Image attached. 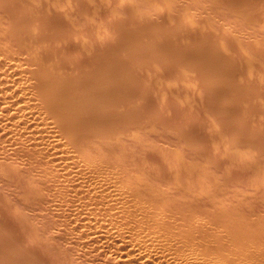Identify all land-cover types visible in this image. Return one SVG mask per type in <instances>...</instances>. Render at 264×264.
<instances>
[{
    "label": "bare ground",
    "instance_id": "obj_1",
    "mask_svg": "<svg viewBox=\"0 0 264 264\" xmlns=\"http://www.w3.org/2000/svg\"><path fill=\"white\" fill-rule=\"evenodd\" d=\"M100 1L0 0L1 170H24V172L27 170L61 171L58 168L59 166L54 163L51 165L50 163L52 159L56 163L57 160L62 159L65 163L71 160L77 169L83 166L82 170H86V173L92 174L91 176L98 174V177L100 176L99 174H104L105 172V177H103L106 178L105 181H103L104 179L97 181L99 179L95 177L97 182L93 181L95 178H91L89 175L92 181H82V179H85L83 173L84 178L82 177L80 180L71 179L69 181L66 175V178L62 177L64 178L62 179L63 181L67 179V183H71L72 188L70 190L73 191L72 195L70 192L68 193L65 187L67 183L64 182L65 186L63 185V188L67 190V194L71 196L70 198L66 197L67 194L63 193L65 190L60 191L63 188L60 189L59 186H62L63 183L61 185L58 184L57 179L59 173L60 175L62 174L61 172L57 171L58 175L55 176H47V172L45 175L42 173L47 177H44L46 178L44 181H39V178L35 179L33 190L35 194L34 192L33 194L37 197L38 202H43L44 206L42 210L45 209L44 212H46L45 203L47 206L48 204L51 205L48 206L49 208L55 206L58 209L57 211L62 209L63 205H66L68 207L66 209L73 216V218H69L71 226H73V220L70 219H74L75 216L77 217L75 220L79 221L78 223L84 222V220L81 222L75 211L79 213L80 210L86 207L88 216H92V219L90 218L88 219L89 221H85L86 223H82V226L86 230L84 232H82L83 229H81L82 231H77L78 234L81 232L80 236H78L81 241H79L77 236H73L77 241H74L72 244L83 242L82 240L84 239L83 244L87 245L90 243L93 247L97 246L93 248L94 250L96 248L99 249L98 245L100 244L99 247H108V249L112 247L114 250L109 249V251H117L119 257H121L120 254L127 252L126 256L122 255L123 258L127 257V261L129 258H132V263L137 262L140 264L144 261L145 263L143 264L151 262L152 264L153 262L156 264L157 262L168 264L169 260H174V263L179 261V264H250L257 258L263 257V188L248 190L245 186L247 190H242L244 186L240 187V183L232 189L233 185L228 183L234 179H232L233 176L232 178L230 177L231 174L227 173L223 177L224 180L221 179L223 184H218L220 180L216 178L218 183L213 182V178L209 172L213 169L209 171L197 170L198 168L196 170H180L182 167L180 163H183V160L187 157L185 153L182 156H180L181 154H177L174 157L173 154L166 153L162 148V151L165 152L164 155L168 154L169 156L166 159L159 152L161 151V149L158 150L159 145L157 149H154L155 145L161 142L168 143L165 145L171 144L172 141L176 140L175 136H171V139L172 137L173 139L172 141L168 139V142H166V138V141L164 140V135H162L163 138L161 137L164 141H158L157 143L158 139H155L152 144H156L154 147L152 145V149L158 151H156L157 156H153V154L155 155V151L154 153L149 151L151 147L149 141L153 136H146L148 137V141H145L146 137L144 135L154 128L156 130L161 128L163 129L162 131L165 129L171 133L170 135H172V130L176 131V134L180 137V139L177 138V135L176 142L182 139V144L174 142L175 146L177 144L182 146H180V149L183 148L179 149L180 152L185 151V149H193L192 152L190 151L191 154L194 151L195 154L196 151L197 154L198 152L199 154L207 152L206 154H209V158L213 160L212 164L215 163L214 161H218L216 163L219 165V160H215V155L212 154L213 147L212 151H210L211 147L209 146L211 145L208 146L209 149L202 142L203 137L210 135L208 131L209 135L207 136L204 130L207 127L211 132L214 131L211 135L215 142L219 140L216 138L217 133H215V130H211L212 127L210 125L212 123L210 119L202 113L204 109L202 108V110L201 107L198 109L197 107L199 112L190 111V106L180 101V99L184 101V98L192 94V90L189 92V84H196V90L200 89L202 91L203 95H201L200 91L201 98L204 96L202 103L203 99H205L204 105L206 104L207 108L204 105L203 107L208 111L207 113L210 112L212 114H208V116L213 117L214 122H219V126L224 125L226 127V130L223 131L224 133L228 131V134L234 135L232 141L237 144H244V142L246 144L249 142L255 144L258 142L264 145V121H258L260 112L255 114L256 109L254 110L255 113L251 111L252 107H254L253 100L257 96L259 98V95L264 92V67L262 68L264 64L263 62V65L256 62L250 66L252 72L249 73L250 70L247 69L249 64H245L244 62L249 57L248 55L255 60L264 61V36L262 34L263 39H259L261 37H258L259 27L264 26V0H200L202 3L204 2L200 5L194 3L197 0H192L188 4L184 0V2L172 0L177 3L174 5L176 7L173 6L176 9L171 19L163 16L164 11H161L162 14L159 12V7L167 6L168 0H140L145 11L141 12L139 6L137 10H133L135 13L133 15L137 14V18L129 16L131 11L129 13L126 12L129 17L126 16L124 11H127V9L124 8V5L126 7L129 3L126 0L127 3H123L122 8L126 9H123V14L125 13V17H128L129 20L122 19V21L128 20L130 22L127 21L128 23H126L125 21V23H120V19L124 18V15L121 13L123 16L121 17L120 15L117 25L116 19L114 20L113 16L111 18L112 14H108L111 13L109 12L110 8L104 7L100 4ZM138 1L136 0L135 4ZM143 1L148 2L154 7L151 10L152 12L149 11L151 8H145ZM117 2L113 3H116L118 6L119 0ZM128 6H131L130 3ZM98 7L103 8L100 12L97 11L98 14H96L94 9ZM117 9H120V7H117ZM172 10L171 12H173ZM192 10H198V12H192ZM205 10L209 11H206V13L210 14L211 12L214 15H216L214 10H217L218 13L219 10H222L220 12L222 14L225 13L224 16L222 15L225 19L222 18L220 20L221 18H218L224 24H218L220 26H218L219 30H216L217 32L205 31L201 26L199 27V24L203 20L205 21L204 18L207 17L203 13ZM137 11L139 12L136 13ZM115 18H117L116 15ZM110 19L116 22V26H113L114 24ZM209 19L208 17V22L206 23H209ZM96 20L100 22L99 26L95 25ZM214 20L216 22L217 20L213 19L215 25L218 22L215 23ZM212 27L211 29L214 30L215 26ZM206 29L208 30V27ZM114 32L116 37H114ZM174 85L179 86L176 92L177 99L172 96V90L175 92L176 89L172 88ZM260 89H263V92L259 93ZM261 96L264 97V95ZM261 96L260 98H262ZM194 98L197 99L198 97L196 98L195 96ZM257 98L256 100H258ZM259 103L257 102L255 105H259ZM243 109L247 112L251 111L252 115H258L257 119H255L258 121L257 124L259 126L257 124L254 127L250 126L251 117H253L250 113H246L247 115L243 116L244 119L241 118L240 111H243ZM245 110L243 112H246ZM188 112H194L192 115L196 119H191V114ZM197 113H200V115L198 116ZM194 114L198 117L204 116L207 119L206 121L203 118L205 122L210 121L207 125L203 123L206 128H203L202 122L204 120L202 118L197 120L198 117ZM194 119L197 122H194ZM255 119H253V122H256ZM199 122H201L200 127L203 126L202 129L204 130L201 132V129H199L200 134H206L203 137L201 135L200 138L198 128L194 125ZM194 126L196 127L193 128ZM194 129L199 134V136L197 135L198 141L195 135L197 133H195ZM162 131L160 130L159 132L162 134ZM155 134L159 137L161 136L158 132ZM155 134L153 135L155 136ZM140 135L145 137L143 138L144 143H149V145L143 144L144 147L148 146L149 148L144 153L141 151V149L143 150L141 148L142 145L140 144V147L138 143ZM208 138L204 139L207 140V143ZM227 140L222 145L228 144L229 141L227 142ZM219 143L220 140L218 141V145ZM246 144L245 147L247 146ZM160 145L162 147L163 144ZM169 147L172 148L174 146L172 144ZM229 147L233 148V146ZM250 147L252 148V146ZM136 148L137 151H141L143 154L148 151V157H145V155L142 157L143 154H139L138 152V156L135 155L136 153L133 151L136 150L133 149ZM174 148L178 150V147ZM185 152L189 153L188 150ZM206 154L204 156H207ZM158 155L163 156V158L165 157L164 161ZM196 155V158L193 154L191 155V157H194V159L192 158L193 161L197 158L200 159ZM149 156L150 160L154 159L155 162L156 160H160L161 164L159 161L158 166H156L157 162L156 164L153 163L154 161L150 163L147 160ZM191 157H189V161H191ZM219 157L216 155V159ZM145 158L150 163L147 164L150 165L149 167H151V164L156 167L161 165L165 170H162L161 167L160 170L159 168L158 170H151L152 167H148L150 170H146V166L143 167L139 164L143 163ZM204 159H207V157ZM169 160L175 162V166L179 165L180 169L175 170L174 168L168 170L167 168L166 170L167 163L171 168L173 167L172 164L174 165ZM220 160L225 162L227 159L220 158ZM166 161L168 162L164 164ZM195 161L193 162L195 164L190 163L197 166L199 160ZM146 163H143V165H146ZM63 165L62 163L60 167ZM74 167L66 164V168L64 167L62 170H70V174H72L71 170L76 169ZM142 167L145 170H142ZM170 167L169 169H171ZM239 170L241 171L242 169L240 168ZM239 170L236 171V174L233 170L234 176L240 173ZM220 171H223V169H220ZM220 171L218 172L220 173ZM78 172L77 174H79ZM212 172H216V170ZM243 172L241 175L239 174L240 176L238 175L240 178L244 177L245 173ZM9 173L12 174V171ZM31 173L33 175L36 171ZM246 173L249 172L246 170ZM36 174L40 177L38 173ZM14 175L10 177L14 178ZM27 175L29 174L26 173ZM10 177L7 178L10 180ZM218 177L220 176L218 175ZM237 177H234L236 181ZM73 178L76 177L73 175ZM243 179L238 181L241 182ZM76 180L81 182L79 183ZM0 181L4 183L5 179H0ZM21 182L23 184V180ZM43 182L45 185L42 184ZM247 183L250 185V182L247 181ZM226 184L231 187L226 186V188ZM236 186H239L241 190L237 189L238 187L236 188ZM11 189L13 188L10 187ZM16 190H18V187ZM45 190L48 191V194ZM18 192L15 194L16 196ZM16 199L14 200L15 202H17ZM11 201L13 202L12 199ZM30 202L32 201L30 200ZM31 206L29 210L32 213L36 209L33 208L34 210H31ZM34 206L35 204H33ZM20 207L27 210L26 212L29 214L27 207L26 209L23 206ZM36 207L39 208L37 205ZM52 209L56 211L54 207ZM1 211L4 212V209ZM26 212L23 214L27 215ZM81 213H79V216ZM62 214H65V212ZM5 215L0 212V264L44 263L41 262L44 259L43 256V259L41 257L43 253L39 255L37 249L27 246V238L25 239L24 236H20L21 233L16 232L19 235H15V230L10 224L11 222L9 223L7 220L10 216L12 217V214L7 219L4 217H7L8 214ZM81 215L83 218V213ZM42 216L44 218V215ZM46 216L45 220H47ZM43 218L42 220H44ZM56 218H52L51 221ZM65 219L63 220L68 225V221ZM10 220L12 221V218ZM58 220L60 221V219H57L53 222L57 224L56 221ZM63 220L61 221L64 222ZM51 221L50 227H52ZM76 221H74V225H76ZM41 223L43 224L44 222L42 221ZM47 223L43 225L42 229ZM61 224L63 225V223ZM62 225L59 227H62ZM55 227L58 226L56 225ZM66 227L65 230L67 229ZM38 228L41 227L37 226ZM54 228L53 230H55ZM51 229L47 231L40 229L41 231L39 232L47 233L48 231L51 232ZM76 229L78 228L75 227L74 230ZM50 232L47 234H50ZM57 233H60L61 236V232ZM4 234L7 235L5 236ZM39 236L36 235L35 238H40ZM65 236L64 238H69L67 237L68 235ZM72 238L71 240L73 241L74 238ZM31 239L28 240L31 241ZM51 240L53 241V238L49 242ZM70 241L69 243L71 244L72 241ZM72 244L71 246H73ZM51 245L54 244L51 243ZM80 245L81 243L78 246L80 247ZM3 247L7 252L3 251ZM79 247L77 248V252H79ZM45 248H47V245ZM49 248L52 250V246H48ZM65 249L63 247L64 252H66ZM74 249L76 248L73 247ZM90 249L92 250V247ZM63 250L61 248V252ZM73 250L70 249V252L72 251L71 253H73ZM102 250H97L99 253H96V256L97 254L100 255ZM77 252L74 250L76 255ZM92 252L93 250L90 253ZM66 253H68V250ZM84 253L83 255L87 251ZM103 254L100 258L106 256L105 253ZM43 255H47V253ZM62 255L65 256L64 253ZM62 255L58 254L53 257L64 259ZM76 255L74 254V256ZM116 256L115 260L117 259L116 261H118L119 258ZM69 257L68 255L65 257V263L67 264L71 260V257L70 259ZM92 257L91 255V259ZM110 257L107 259L110 260ZM48 259L52 260V257ZM97 259L99 260V257ZM97 259L93 261L98 262ZM120 259L119 261L121 262ZM44 260L52 264L50 260ZM73 260L69 264H77L78 261H80L78 264L87 263V261L83 262L84 260L82 261V259L77 262ZM85 260H87L86 257ZM123 260L126 261L125 258ZM102 261L105 264V261ZM122 264L127 263L122 262Z\"/></svg>",
    "mask_w": 264,
    "mask_h": 264
},
{
    "label": "rangeland",
    "instance_id": "obj_2",
    "mask_svg": "<svg viewBox=\"0 0 264 264\" xmlns=\"http://www.w3.org/2000/svg\"><path fill=\"white\" fill-rule=\"evenodd\" d=\"M171 1H172V0H168V1H167V6L159 7V8H160L159 12L161 13V11H164V15H163V16H166V17L169 18V19L172 18L173 13L175 12L174 10L176 9V8L174 9V7H176V6H174V5H176V3H177V2L175 3V1H172V2H171ZM178 1H179V0H178ZM181 1H183V0H180L179 2H181ZM184 1H187V4H188V3H190V1H192V0H184ZM184 1H183V2H184ZM197 1H198L199 3H198ZM197 1H196V2L194 1V3H197L196 5H200V4H203V3H204V2H203V3L201 2V1H204V0H201V1H200V0H197ZM100 2H101L100 4H102L104 7L110 8V9H109V12H111V13H108V14H109V15L112 14V15H111V18H112V16H113L114 20L116 19V20H115L116 22H117V20L120 18V15H121V17L124 15V16H123L124 18H121V19H120V23L123 22L122 19H128V20H129V18H128L129 16H130L131 18H132V17H133V18H137L138 15H137V14H136V15H133V14H135V13L133 12V10H137V7H138V6L140 7V8H139V7H138V8L141 10V12H142V11H145V10L143 9L144 7H142V2H141L140 0L137 2V4H135V3H136V0H134V2H133V0H127V2H129L131 6H128V5H129V3H128L126 7H125V5L123 4V3H125V4L127 3L126 0H124V1H123V0H119V5H118V6L116 5V3H115V4L113 3V2H117V0H113V1H112V0H111V1H110V0H101ZM111 2H112V3H111ZM173 2H174L175 4H174ZM200 2H201V3H200ZM133 3H134V4H133ZM171 3H173V4H171ZM185 3H186V2H185ZM117 4H118V2H117ZM143 4H144V6H145L146 9H147V8H149V9L151 8L150 10L148 9L149 11H151L152 8H154L151 4H149V3L146 2V1H143ZM122 5H124V8H126L127 11H124V10H126V9L122 8V7H123ZM185 5H186V4H185ZM173 6H174V7H173ZM187 6H188V5H187ZM113 7H114V8H113ZM117 7H120V9H117ZM127 7H128V8H127ZM172 7H173V8H172ZM199 7H200V6H199ZM102 8H103V7H102ZM102 8H101V7L95 8V9H94V12H95L96 14H98V12H100ZM197 8H198V7H197ZM121 9H122V11L120 12ZM123 9H124V10H123ZM142 9H143V10H142ZM172 9H173V10H172ZM140 10H139V11H140ZM166 10H167V12H166ZM171 10H172L173 12H171ZM199 10L202 12L201 9H199ZM97 11H98V12H97ZM106 11H108V10H106ZM123 11H124L125 13H126V12L129 13V12L131 11V12H133V13L131 14V12H130V13H129V16H128V13H126V16H128V17H125V13L123 14ZM139 11H137L136 13H138ZM146 11H147V10H146ZM196 11L198 12V10H194V11L192 10V12H196ZM206 11H208V10H205V12H203V13H205L204 15L207 16V17L204 18L205 21L203 20V22H201V23L199 24V27L201 26L202 29L205 30V31L217 32L216 30H219L218 26H220V25H218V24H219V23H222V21L220 22L219 19L221 18L220 20H222V18H224V17H222V15L224 16L225 13L222 14V12H220V11H222V10H219V13L217 12V10H214V11L216 12V13H215V12L213 11V12L216 14V15H214V14H212L211 12H210V14H209V13H206ZM118 12H119V13H118ZM151 12H152V11H151ZM208 12H209V11H208ZM121 13H122L123 15H122ZM130 14H131L132 16H131ZM161 14H162V13H161ZM218 14H219V15H218ZM115 15H116L117 18H115ZM204 15H203V16H204ZM208 15H209V16H208ZM211 15H213V16H211ZM136 16H137V17H136ZM214 16H215V18H213ZM208 17H209L210 19L212 18V19H211V20H212V23H211L210 19H209V23H206V22H208V20H207ZM219 17H220V18H219ZM109 18H110V17H109ZM131 18H130V19H131ZM218 18H219V19H218ZM213 19H216L218 23L214 20L215 23H217V24L214 25V23H213ZM224 19H225V18H224ZM128 20H127V21H128ZM110 21H112V20L110 19ZM115 21H112L113 24H114L113 26H116V25L118 24V22L116 23ZM118 21H119V20H118ZM125 21H126V20H124L123 23H125ZM127 21H126V23L130 22V21H128V22H127ZM96 22H97V23H96ZM96 22H95V25H96V26H99V23H100V22L97 21V20H96ZM204 22H205V23H204ZM115 23H116V25H115ZM211 24H212V26H215V27H216V28L214 27V30L211 29V27H212ZM222 24H224V22H223ZM208 25H209V26H208ZM216 25H217V26H216ZM206 26L208 27V30L206 29V28H207ZM210 26H211V27H210ZM205 27H206V28H205ZM209 27H210V28H209ZM212 28H213V27H212ZM217 28H218V29H217ZM113 30H114V29H113ZM113 30H112V33H113ZM262 30H263V31H262ZM114 31H115V30H114ZM262 32H263V33H262ZM112 33H111V34H112ZM262 34H263V36H264V26H263V27H259V34H258L259 36H258V37H261V38H259V39H263V38H262V37H263ZM114 37H116L115 32H114ZM252 39H253V38H252ZM254 39H255V38H254ZM255 40H256V39H255ZM263 40H264V39H263ZM243 48H244V47H243ZM248 56H249V57H248ZM248 56H247L248 58H246L244 62H245V64H247V63L249 64V65L247 66V69L250 70L249 73L252 72V70H251V68H250L251 65H254L256 62H257L258 64H261V65L264 64V61H263V60H255V59H253L250 55H248ZM251 60H252V62H251ZM259 61H260L261 63H260ZM262 62H263V64H262ZM261 65H260V66H261ZM263 67H264V65L262 66V68H263ZM172 88H176V89H175V92L172 90ZM172 88H171V90H172V96H174V98L177 99V94H176V92H177V90L179 89V86L174 85V86H172ZM191 88H192V89H191ZM198 88H199V87H198ZM189 89H190L189 92H191V90H192V94L189 95L191 99H190L189 96H188L187 98H184V101H185L186 103H185L182 99H180V101H182L183 104H186V105L190 106V111L192 110V111H195V112H199L198 109H200V107H201V109H202V108L204 109V111H203L202 113L204 114L205 117H207L208 119H210V121H211V123H212V124L210 123V124H211L210 126L212 127V129H211V127H210V129H211L212 131L215 130V133H217V134H216L217 137H216V136H215V137L218 138V139L220 140L221 145H222L223 142H226L227 139H228L227 142H228V141H229V142L231 141V143L228 142V144H227V143H226L225 145L223 144V145H222V148H221L220 143H219V145H218V141H219V140H216V142H215V140L213 139V136L211 135L214 131L211 132V131L209 130L208 127H207V129H204V130L206 131L207 136L209 135L207 132H208V131L210 132V135L208 136L209 138H208V137H203V136H206V134H205V133H204V135H203V133L200 134L202 131H204V130L202 129L203 126L200 127V125H201L200 123H201L202 120H204V119L207 121V119H206L204 116H203V117H202V116L198 117V116L200 115V113H197L198 116H197L196 114H194V115H196V117H198L197 120H198V119L200 120V118H202L201 122L194 124V125H196L197 128H198V132H199V129H201V132H199L200 136H199L198 132H196L195 129H194L195 133H197V134H195V135H196V136L198 135L199 138L201 137V135H202V137H203L204 139H205V138H208V143H207V140H204L203 138H201V139H203V141H202V142H203V145H205L207 148L211 147V149L209 148L210 151H212V147H213L214 150L212 151V154L215 155V160H219V163H220L219 165H220V167H218V166H219V165L217 164L218 161H214L215 163L217 162L216 164L213 162V163L215 164V166H214V164H212V161H213V160H212L211 158H209V154H206L207 152H206V153H205V152H201L200 154H199V152H198V154H197V151H196V154H197V155L194 153L195 151H194L192 154H193L194 157H195V155L198 156V157H200L201 160L198 159V158L195 159L196 161L199 160V164L197 163V166H196V165H193V164H195V163H193L195 160H194V161L192 160V158L194 159V157H193V156L191 157V155H192L191 152H192L193 149H191V150H189V149H185V151L188 150L189 153H190L191 155H190L189 153L187 154L184 150H183V152H180L179 149H180V146H181V145H178V144H182V142H181L182 139L179 140V139H180L179 135L176 134V131H173V130H172V135H170L171 133H169V132H168L167 130H165V129H164V131H162L163 129H161V128H158V130H156V129L154 128L153 130H150L149 132H147L148 134L144 135L145 137L148 136V135H149V136L152 135V136H153V137L151 136L152 139L154 138V140H152V139L150 138L152 141L149 139V140H150L149 143H151V144H150L151 147H150V150H149V151H150V152L152 151V153H154L155 150H153L152 148L154 147V145H155L156 143H154V144H152V143H153V141H155V139H156V140L158 139V140L156 141L157 143H158V141H160V142H161V141H164V140L166 141V139H167L166 142H168V139H171V136H173V137L175 136L174 138H175L176 140H177V138H179V139H178L179 141H177V142H176V140L174 139V140H175L174 142H175V143H178V144H177L178 146H177V145L175 146L174 142L172 141V139H173V137H172V139H171L172 142L169 140V141L171 142V144H169V145H165V144H168V143H165V142L163 143V142H161V143L156 144L155 147H154V149H157V147H158V145H159L158 150L161 149V151H159V152H161V154H162L163 156H165L166 159H167L168 154L164 155L165 152H166V153L173 154L174 157H175V155H177V154H178V155L181 154L180 156H182L183 153H185V154L187 155L186 159L183 160V163H180V164H181L180 166H182L181 169L179 168V167H180L179 165L175 166V162H171L172 160H171V161L169 160V161L171 162V164L174 163V165L172 164L173 167L171 168V167L168 165V163H167L168 161L164 162V164L167 163L166 170H167V168H168V170H172V169H174V168H175V170H179V169H180V170H196V169L198 168L197 170H200V169H201V170H207V171L213 169L212 171H215V170H216V172H212V171H209V172L211 173V176H212V178H213V182H217V181H216V178H218V180H220V181H218L219 183L217 182L218 184H220V183L223 184V182L221 181V179L224 180L223 177H225V175H227V174H231V176H230L231 178H232V176H233L232 179H234L235 181L232 180V181H230V183H228V184H231V185H233V186L231 187L230 185H227V184H226L225 187H226V186H227V187L229 186V187H231V188L233 189V188L235 187V185L241 183L239 186H240V187H243V186H244V188H242V190H243V189H244V190H247V189H248V190H251V189H253V190H257V188H263V190H264V145H262V144H260V143H258V142L255 143V144H253L252 142H251V143H250V142H249V143L247 142L248 144H246V142H244V144L242 143V144H243V146H242V144H237V143H235L234 141H232V140L234 139V138H232L234 135H232V134H230V133L228 134V133H227L228 131L224 133L223 131L226 130V127H225L224 125H222V124H221L222 126H219V125H220L219 122H218L219 124H218L217 122H214L213 117L208 116V114H209V115H212V114H211L210 112L207 113L208 111L205 110V107H206V106H205L206 104L204 105V103H205L204 100H205V99H203V103H202V98H204V96H202V98H201V95H203V94H202V91H201L200 89H197V90H196V84H191V85L189 84ZM193 89H194V90H193ZM263 89H264V87H263ZM263 89H260V92H259V93L263 92ZM195 91H196V92H195ZM200 91H201V95H200ZM173 92H174V93H173ZM259 93H257V94H259ZM194 94H196V95H195L196 98L198 97L197 99L194 98V97H195ZM257 94H256V95H257ZM261 95H264V92H263L262 94L259 95V98H257L258 96L256 97L258 100H256V98L253 100V103H254L253 106H254V107H252V109H251V111H253V112H254V110L256 109V110H255L256 113L254 112L255 114H258L259 112H260V114L262 113L261 115L259 114L260 117L257 115V116H258V121H259V122L264 121V104H263V103H264V100H263L264 97H262ZM191 96H192V97H191ZM260 96H261L263 99L260 98ZM198 99H199V100H198ZM191 100H192V102H191ZM197 101H198V102H197ZM256 101H257V102H260L259 105H258V104L255 105V104L257 103ZM255 102H256V103H255ZM199 103H200V106H199ZM260 104H261V105H260ZM203 105H204L205 107H203ZM195 107H196V108H195ZM197 107H198V109H197ZM206 108H207V107H206ZM203 109H202V110H203ZM202 110H200V111H202ZM244 110H245V109H243V111H244ZM243 111L241 110V111H240V112H241L240 114H241V118L244 119L243 116L249 114L251 111H249V110H248L249 112H247L246 110H245L246 112H243ZM237 112H238V111H237ZM237 112H236V113H237ZM188 113H190V112H188ZM193 113H194V112H193ZM193 113H192V112L190 113V114H191V115H190V116H191V119L195 118V117L192 115ZM202 113H201V114H202ZM246 113H247V114H246ZM251 113H252V112H251ZM251 113H250V114H251ZM203 114H202V115H203ZM237 114L239 115V113H237ZM255 114H253V115L251 114V116H253V117H251V119H252L251 122H252V123L250 122V126H252V127H254V125H256L257 122H258V121L256 120V119H257V116H255ZM192 116H193V117H192ZM236 117H237V116H236ZM203 118H204V119H203ZM255 118H256V119H255ZM195 119H196V118H195ZM195 119H194V122H195V121L197 122V120H195ZM253 119H255L256 122H255V121L253 122ZM205 120L202 122V124L204 123V124L207 125V123H209L210 121H209V122H205ZM192 121H193V120H192ZM204 124H203V125H204ZM257 125H258V124H257ZM196 126H194L193 128H195ZM208 126H209V125H208ZM223 126H224V127H223ZM258 126H259V125H258ZM203 128H206V126L204 125ZM159 129L162 131V134H161V132H159V131H160ZM196 130H197V129H196ZM216 130H217V132H216ZM220 130H222V131L219 132ZM157 132H158V134H161L160 137L157 136V134H155V133H157ZM165 132H167V133H165ZM164 133H165L166 135H165ZM173 133H174V134H173ZM220 133H222V134H220ZM153 134H155V136H154ZM227 134H228V135H227ZM162 135H164V140H162V138H163ZM167 135H168V136H167ZM177 135H178V137H177ZM214 135H215V134H214ZM229 135H232V136H229ZM149 136H148V137H149ZM166 136H167L168 138H167ZM198 136H197V141H198V139H199ZM222 136H223L224 138H223ZM228 136L231 137L230 140H229V137H228ZM145 137H143V135H142V136L140 135V139H141V140L139 139V141H138L139 146H140V144L142 145V147H141V146H140V147L143 148V150L141 149V151H143V153H144L145 150H147V148H148V146L144 147L143 144L149 145V143H146V142L144 143V139H143V138H145ZM148 137L145 138V141H148V140H147ZM155 137H159L160 139H159V138H155ZM161 137H162V138H161ZM176 137H177V138H176ZM215 137H214V138H215ZM227 137H228V138H227ZM165 138H166V139H165ZM142 139H143V141H142ZM209 140H210V141H209ZM224 140H225V141H224ZM140 141H142V142H140ZM199 141H200V140H199ZM200 142H201V141H200ZM202 142H201V143H202ZM160 144H163V145H165V146L162 145V147H161ZM172 144H173L174 147H178V150H177L176 148H174V147L170 148L169 146H172ZM206 144H207V145H206ZM229 144H231V145H229ZM245 144L247 145L246 147H245ZM249 144H250V145H249ZM251 144H252V145H251ZM263 144H264V143H263ZM152 145H153V147H152ZM209 145H211V146H209ZM167 146H168V147H167ZM208 146H209V147H208ZM229 146H231V147L233 146V148H230ZM234 146H235V147H234ZM250 146H252V148H251ZM140 147H138V148H140ZM181 147H182V146H181ZM228 147H229V148H228ZM240 147H241V148H240ZM253 147H254L255 149L257 148V150H255ZM162 148H163V150H165V152L162 151ZM167 148H168V149H167ZM220 148H221V150H220ZM148 149H149V148H148ZM151 149H152V150H151ZM172 149H173V150H172ZM181 149H183V148H181ZM181 149H180V150H181ZM251 149L253 150V151H252L253 153L251 152ZM133 150H136V151H133V152L136 153V154L134 153L135 155H137V152H138L139 154H140V153L143 154L141 151H137V148H136V149H133ZM138 150H139V149H138ZM158 150H156V151H158ZM174 150H175V151H174ZM223 150H224V151H223ZM156 151H155V155L153 154V156H157V155H156ZM190 151H191V152H190ZM222 151H223V152H222ZM147 152H148V151H147ZM147 152H146L145 154H143L142 157H144V155H145V157H148L147 155H149V153L147 154ZM159 152H158V153H159ZM221 152H222V153H221ZM225 152H226V153H225ZM152 153H151V154H152ZM158 153H157V154H158ZM210 153H211V152H210ZM216 153H218V154H216ZM219 153H220V154H219ZM151 154H150V156L153 157ZM159 154H160V153H159ZM161 154H160V155H161ZM185 154H184V156H185ZM202 154H203V155H202ZM204 154H206L207 156H204ZM212 154H210V155L212 156ZM226 154H228V155H226ZM241 154L243 155V157H242ZM253 154H254V155H253ZM261 154H262V155H261ZM160 155H158V156H159L161 159H163V161H164V158H165V157L163 158V156L161 157ZM216 155H217V157H219V156H220V157L216 159ZM137 156H138V155H137ZM140 156H141V155H140ZM150 156H149V158H148L147 160H149V162L151 163V161H154V159L150 160V159H151ZM188 156L191 157V158H190L191 161L188 160V159H189ZM203 156H204V158L207 157V159H204ZM211 156H210V157H211ZM226 156H227V157H226ZM159 157H158V158H159ZM168 157H169V156H168ZM212 157H213V156H212ZM232 157H233V158H232ZM153 158H154V157H153ZM158 158H156V159H158ZM195 158H196V157H195ZM220 158H221V159H227V160L225 161V162H227V164L224 165L225 162H224L223 160H220ZM235 158H236V159H235ZM142 159H143V158H142ZM156 159H155V160H156ZM203 159H204V161H203ZM209 159H210V160H209ZM48 160H49V159H48ZM229 160H230V161H229ZM158 161H159V163H160V160H156L157 164H156L155 161H154L153 163L156 164V166H158V165H159ZM161 161H162V160H161ZM163 161H162V162H163ZM196 161H195V162H196ZM202 161H203V162H202ZM58 162H59V163H58ZM146 162H147V163H146ZM149 162L146 161V158H145V161H144L143 163H146V165H145V164L143 165L142 162L139 163V164L142 165L143 167L146 166V167H145L146 170H150L149 168H151V167H152L151 170H153V169H154V170H155V169L158 170V168H159V170H160V169L163 167V166H161V165H160L159 167H156V166H154V165H152V164H151V167H149L150 165H147V164H150ZM190 162H192L193 164H191ZM200 162H201L202 164H201ZM221 162H222V163H221ZM223 162H224V163H223ZM52 163H54L55 165L59 166L58 168L61 169V171H58V170H57V171H58V172H61L62 174H63L64 171H66V170H62V168H63V169H64V167L66 168V164H68V165L70 164L71 166L74 167V165L72 164V161H71V160H69L68 163H67V162L65 163L62 159H59V161L57 160V163H56V161H53V159H52V161H51L50 164L52 165ZM62 163H63L64 165L60 167V165H61ZM228 163H229V164H228ZM231 163H232V164H231ZM234 163H235V164H234ZM160 164H161V163H160ZM162 164H163V163H162ZM164 164H163V165H164ZM171 164H170V165H171ZM200 164H201V166H200ZM233 164H234V165H233ZM217 165H218V166H217ZM221 165H222V167H221ZM229 165H230V166H229ZM235 165L238 166V167H236ZM239 165H240V166H239ZM164 166H165V165H164ZM202 166H203V167H202ZM216 166H217V168H216ZM244 166H245V167H244ZM78 167H79V164H78ZM143 167H142V170H145ZM148 167H149V168H148ZM154 167H156V168H154ZM160 167H161V168H160ZM169 167H170L171 169H169ZM200 167H201V168H200ZM239 167L242 169L241 171L239 170V169H240ZM74 168H76V169L71 170V173H72V174H70V170H67L68 173H67V171H66V172H64L63 175H62V174L60 175V173H59V175H58V172H57L56 170H52V172H51V170H49V172H50V173H49L48 170H46V171L44 170L45 172L42 171V170H41L42 172H41L40 170H38V171H37V170H31V171H30V170H27V171H29V172H27V171L25 170L26 172H24V170H22V171H21V170H7V171H6V170H1V168H0V175H1V174L3 175V176L1 175L2 177L0 176V177H1L0 179H1V180H4V179H5V181H4L5 184L3 183V181H0L1 184H4V185H5V186H4V185H1V184H0V187H2V188H0V191H1L0 194L4 192L2 195H0V204H1V205H0V207H1L0 209H1V210L4 209V212L1 211V210H0V212H1L2 214H6V215L8 214L7 217H4V218H6V219L12 214V217L10 216V218H12V221L10 220V218H8L7 220H8L9 223L11 222L10 224H11V226H12V227L14 228V230H15V235H19V234H17L16 232L21 233L20 236H24L25 239L27 238V239H26V242H27V241H28V242H27V243L25 242L26 245L29 246V247L31 246V248H35V249H37L39 255H41L42 253H43V254H46V253H47V255H43V254H42L41 257L43 256L44 259H46V260H50V259H48V258H51V257H52V260H50V262H51L52 264H53V263H54V264H55V263H56V264H60V263H61V264H67V263H65V261H66V258H65V257H67V255L71 257V260L74 259L73 261L76 260V262H77L78 260H81V259H82V261L84 260L83 262L87 261L88 264H90L93 260L95 261L98 257H99V260H98V259H97V260H98V262H99L100 264H104V262H103L102 260L105 261V264H111L112 261H113L112 264H114V263H116V264L121 263V264H122V262H123V263L125 262V263H127V264H130L132 258L130 259V258L128 257V258L130 259V260L128 259L129 262L127 261V257H124L125 260H126L127 262L123 260V259H124L123 256H126L127 252H124V253L120 254V256L122 257V258H121V257H119V253H118L117 251H116V252L113 251L114 249H113L112 247H110L109 249H113V250H110V251H109L108 247H102V246L99 247V246L101 245V244H100V245H98V248H99V249L96 248V249L94 250L93 248H95V247H97V246H94V247H93V245H91L90 243L87 244V245H90V246L85 245V243L83 244L84 239L82 240L83 242H80V243H81L80 247L78 246V245L80 244L79 242H78V243L75 242L76 244H75V243L72 244L74 241H77V239H75V237H76V236L78 237V236H80L79 234H81V232H79V234H78L77 231H82L81 229H83L82 232H84V230H86V229H84V227L82 226V225H83L82 223H86L85 221L88 220V219H90V218L92 219V216H88L89 214H87L86 207H84L85 209H82V210H84V211L86 210V211H85L86 213H85L84 211L82 212V210L79 211V213L82 212L83 215H84V213H85L84 216L86 217V219H85L84 216H83V218H82V215H81L82 213H81L80 216H79V213H78L77 211H75V212L77 213L78 218L81 220V222H82L83 220H84V222H82V223H78L79 221L77 222V221H76L77 219L75 220V218H77L76 216L74 217V219H70V220H73L72 225H73L74 227L71 226V221L69 222V218H71V217L73 218V216H72L71 213L67 210L68 207H67L66 205H65L66 207L63 205L62 209H59V211H61V212H59V211H57L58 209H56L55 206H52V207L49 208L48 206H51V205L48 204V206H47L46 203H45L46 212L48 211L49 213L47 212V213H48V214H47L46 212H44L45 209L42 210V208H43V206H44V205H43V202H42V201H39V202H38V200L36 199L37 197L34 196L35 192H34L33 190H34V186H35V183H34V182H35V179L37 180V178H39V181H44V180L47 178L46 176H44L46 172H47L46 175L48 174L47 176H55V175H58V176H59L58 179H59V178H60V179H59V180L57 179L58 184L61 185V183H63L62 186H59L60 189L63 188V185L65 186L64 182L67 183V179H68L69 181H71V179H78V180H80V178L82 179L83 174H84L85 179H82V181H83V180H84V181H85V180H86V181H92L91 178H95V177H96L97 179H99V180H97L96 178H95V180L93 179V181H95V182L100 181L101 179H104L103 181H105V179H106V178H103V177H105V172H104V174H103V173L99 174L100 176L97 177L98 174H96V175L94 174V176H91L92 174L86 173V172H87L86 170H82V169L84 168L83 166L80 167L81 169H80V168L77 169L76 166H75ZM147 168H148V169H147ZM246 168H247V169H246ZM163 169H164V168H162V170H163ZM220 169H221V170L223 169V171H224L225 173H224L223 171H220ZM76 170H77V172H78V170H79V172H78L79 174H77ZM80 170H81V173H80ZM164 170H165V169H164ZM230 170H232V171L230 172ZM233 170L235 171V174L237 173L236 171L239 170V171H240V173H239L240 175H241V173L245 170L243 173H245L246 175L244 174V177H241V178L239 177V176H240L239 174H238L239 176L237 175L238 177H237V176H234V171H233ZM246 170H247V172H249L250 174H249V173H246ZM8 171H9V172L12 171V174L9 173ZM20 171H21V172H20ZM33 171H34V172L36 171V173H38L39 176H40L41 178L38 177V175H37L36 173H34V174L32 175L31 172H33ZM53 171H55V172H53ZM62 171H63V172H62ZM73 171H74V172H73ZM83 171H84V172H83ZM218 171H220V173H219ZM7 172H8V173H7ZM22 172H23V173H22ZM39 172H40V173H39ZM56 172H57V173H56ZM26 173H28L29 175L26 176ZM42 173H43L44 175H43ZM66 173H67V174H66ZM82 173H83V174H82ZM85 173H86V174H85ZM215 173H219V174H215ZM226 173H227V174H226ZM9 174H10V175H9ZM13 174H15V175H14V178H15V176H16L15 180H18V179H20V180L15 181L14 178H12V177H13ZM23 174H24V175H23ZM35 174H36V175H35ZM69 174H70V176L72 175V176H71L72 178H71L70 176H68ZM81 174H82V175H81ZM107 174H108V173H107ZM213 174H214V175H213ZM221 174H222V175H221ZM251 174H252L253 176H252ZM6 175H8L7 177L12 176V177H10L11 179L9 180V179L6 177ZM21 175H22V176H21ZM31 175H32V176H31ZM42 175H43V176H42ZM65 175L67 176V179H65L66 181H63L62 179L66 178ZM73 175H74V177H76V178H73ZM75 175H76V176H75ZM77 175H79V176H77ZM88 175H89L91 178H90ZM102 175H103V176H102ZM215 175H217V176H215ZM218 175H219L220 177H218ZM260 175H262V176H260ZM29 176H30V177H29ZM34 176H35V177H34ZM36 176H37V177H36ZM221 176H222V177H221ZM242 176H243V175H242ZM247 176H248V178H247ZM25 177H27L28 180H27V178H25ZM44 177H46V178H44ZM62 177H64V178H62ZM69 177H70V178H69ZM84 177H83V178H84ZM86 177H89V178H86ZM100 177H102V178H100ZM234 177H237V181H236V178H234ZM250 177H251V178H250ZM2 178H3V179H2ZM17 178H18V179H17ZM31 178H32V180H30ZM33 178H34V180H33ZM48 178H51V177H48ZM52 178H53V177H52ZM238 178H240V179H243V178H244L245 180L243 179V180H241V182H239L240 179H238ZM246 178H247V179H246ZM21 179L23 180V184H24V185L21 184V183H22V182H21V181H22ZM24 179H25V180H24ZM40 179H43V180H40ZM90 179H91V180H90ZM259 179H260V180H259ZM78 180H76V181L80 183L81 181H78ZM96 180H97V181H96ZM238 180H239V181H238ZM262 180H263V181H262ZM8 181H9V182H8ZM12 181H13V182H12ZM19 181H20V183H19ZM30 181H31V182H30ZM101 181H102V180H101ZM247 181L250 182V185L247 183ZM6 182H7V185H6ZM59 182H60V183H59ZM233 182H234V183H233ZM236 182H237V183H236ZM242 182H243V183H242ZM235 183H236V184H235ZM42 184L45 185L44 182H43ZM222 184H221V186H222ZM243 184H244V185H243ZM246 184H247V185H246ZM68 185H70V186H68ZM239 186H236V188L238 187L237 189H240ZM245 186H246L247 189L245 188ZM3 187H4V189H3ZM10 187H12L13 189L10 190ZM14 187H15V190H14ZM17 187H18V190H16ZM19 187H20V189H22V188L24 187V189L20 190ZM65 187H66V189L68 190V193L70 192L71 195H72V194H73V191L70 190V188H72V187H71V183H67ZM68 187H69V188H68ZM227 187H226V188H227ZM236 188H235V189H236ZM56 189H58V188H56ZM66 189L63 188V189L60 190V191H64V190H65V192H63V193L66 195V194H67V192H66L67 190H66ZM12 190L15 191V192H13ZM69 190H70V191H69ZM240 190H241V189H240ZM10 191H11V192H10ZM16 191H17V192H18V191L20 192V194H19V192H18V195H17V196L20 195L18 198H17V196L15 195V194H17ZM21 191H22V192H21ZM24 191H26V192H24ZM45 191H47V190H45ZM9 192H10V193H9ZM23 192H24V193H23ZM33 192H34V194H33ZM21 193H23V194H21ZM25 193H26V194H25ZM263 193H264V192H263ZM11 194H12V195H11ZM30 194H31L32 196H31ZM47 194H48V191H47ZM3 195H4V196H3ZM6 195H7V196H6ZM8 195H9V196H8ZM10 195H11V196L14 195L15 197H14V196L11 197ZM65 195H64V196H65ZM1 196H2L3 198H2ZM25 197H26V198H25ZM66 197L70 198L71 196H69V194H67ZM16 198H17L18 200H17ZM59 198H61V197H59ZM3 199H4V200H3ZM5 199H6V200H5ZM11 199L13 200V202L11 201ZM15 199H16L17 202L14 201ZM20 199H21V200H20ZM25 199H26V200H25ZM29 199H30L32 202H30ZM1 201H2L3 205H2V203H1ZM4 201H5V203H4ZM8 201H10L9 204H10L11 206H10L9 204L7 205ZM24 201H25V202H24ZM14 202H15V203H14ZM18 202H19V203H18ZM21 202H22V204H20ZM33 202H34V203H33ZM16 203H18V205H16ZM26 203H27V204H26ZM29 203H30V205H29ZM12 204H13V206H12ZM23 204H24V205H23ZM33 204H35V206H36V205L39 206V208H37V207L35 208V206L33 207ZM80 204H82V203H80ZM4 205H5V206H4ZM26 205H27V206H26ZM31 205H32V206H31ZM82 205H84V204H82ZM6 206H7V207H6ZM18 206H19V207H18ZM20 206H23L25 209H26V207H27L28 210L30 209L29 207L31 206V208H32L31 210H34V209H36V210H34L32 213H31V211L29 210V211H28L29 214H27V212H26L27 210H24V209H23L22 207H20ZM46 206H47L48 208H47ZM4 207H6V208H4ZM11 207H12V209H11ZM53 207H54V209H56V211L53 210V209L51 210V208H53ZM14 208H16V209H14ZM20 208H22V209H20ZM33 208H34V209H33ZM40 208H41V210H39ZM63 208H64V209L67 208V209L64 210ZM37 209H38V211H37ZM47 209H48V210H47ZM49 209H50V210H49ZM5 210H6V211H5ZM15 210H17L18 213H17V211H15ZM20 210H23L24 212L21 211V212H22V213H21ZM63 210H64L65 214H62V213H64ZM14 211H15V212H14ZM35 211H36V212H35ZM42 211H43V214H42ZM50 211H51V212H50ZM54 211H55V212H54ZM66 211H67V212H66ZM19 212H20V214H19ZM25 212H26L27 215L23 214V213H25ZM52 212H53V213H52ZM56 212H57V213L59 212L60 214L58 213V215H57ZM75 212H73V213H75ZM14 213H15V214H14ZM35 213H36V215H35ZM37 213H38V214H37ZM50 213H51L52 215H51ZM54 213H55V215H54ZM69 213H70V214H69ZM17 214H18V215H17ZM21 214H22V215H21ZM33 214H34V215H33ZM40 214H41V215H40ZM61 214H62V215H61ZM86 214H87V215H86ZM6 215H5V216H6ZM14 215H15V216H14ZM23 215H25V216H23ZM29 215H31V216L29 217ZM42 215H44V218H43ZM46 215H48V216H46ZM49 215H50V216H49ZM56 215H57V216H56ZM63 215H64V216H63ZM66 215H67V216H66ZM69 215H70V216H69ZM19 216H20V217H19ZM21 216H22V217H21ZM38 216H39V217H38ZM45 216H46L47 220H45ZM59 216H60V218H59ZM61 216H62V219H61ZM68 216H69V217H68ZM87 216H88V217H87ZM50 217H51V218H50ZM54 217H55V218L57 217V218L51 221V219L54 218ZM66 217H67V219H65ZM20 218H21V219H20ZM40 218H41V219H40ZM42 218H43L44 220H42ZM49 218H50V219H49ZM19 219H20V220H19ZM48 219H49V220H48ZM57 219H60V221H59V220H58L59 222L56 221V222H57V224H56V223H54V222H55V220H57ZM63 219H65L66 221H68V225L70 224L69 227H68L67 223H66ZM14 220H15V221H14ZM30 220H32V221H30ZM61 220H63L64 222H62ZM42 221L44 222L43 224L41 223ZM48 221H49V222H48ZM50 221L52 222V227H53V228H54L56 225L58 226V227H55V228H54L56 231L53 230L52 227H50V224H51ZM53 221H54V222H53ZM74 221H76L75 224H76L77 226L74 225ZM88 221H89V220H88ZM88 221H87V222H88ZM12 222H13V224H12ZM32 222H33V223H32ZM35 222H36V223H35ZM38 222H40V223H38ZM47 222H48L49 224H48ZM60 222L63 223V225H62ZM45 223H47L46 226H47V225H49V226H47L48 229H47L46 226H44L43 229H44L45 231H47V230H50V229L52 228L51 230H52L54 233H53L52 231H51L52 233H51L50 231L47 232V233L50 232V234H47L45 231H44L45 233H43V232H39V231H41V230L43 231L42 227H43V225H45ZM53 223H54V224H53ZM65 223H66V224H65ZM14 224H15V225H14ZM32 224H33V226H32ZM37 224H38V225H37ZM40 224H41L42 226H41ZM55 224H56V225H55ZM58 224H59V225H58ZM80 224H81V225H80ZM13 225H14V226H13ZM17 225H18V227H17ZM54 225H55V226H54ZM60 225H62V227L64 228V231H63V228H62V227H59ZM65 225H66L67 227H66ZM78 225H79V226H78ZM20 226H21V227H20ZM28 226H30V227H28ZM31 226H32V228H31ZM35 226H36V227H35ZM37 226H38V227L40 226L41 228H38V229H37ZM70 226H71V228H70ZM49 227H50V229H49ZM65 227L67 228L66 230H65ZM75 227H77L78 229L74 230ZM80 227H81V228H80ZM82 227H83V228H82ZM17 228H18V229H17ZM22 228H23V229H22ZM45 228H46V229H45ZM56 228H57V229H56ZM59 228H60V229H59ZM69 228H70L71 230H70ZM24 229H25V230H24ZM30 229H31V230H30ZM40 229H41V230H40ZM72 229H73L75 232H74ZM19 230H20V231H19ZM28 230H29V232H28ZM60 230H61V231H60ZM67 230H70V231H67ZM72 231H73V232H72ZM31 232H32V234H31ZM57 232H61V236H60V233L58 234ZM65 232H66V234H65ZM38 233H40L39 235H41V234H42V235L39 236ZM68 233H69V234H68ZM70 233H71V234H70ZM72 233H73V234H72ZM76 233H77L78 235H77ZM53 234H54V235H53ZM57 234H58V235H57ZM63 234H65L66 236L68 235V236H67V237H69V238H67L68 240H67L66 238H64L65 235H63ZM4 235H5V234H4ZM6 235H7V234H6ZM6 235H5V236H6ZM29 235H30V236H29ZM31 235H34V236H31ZM36 235L39 236L40 238H38V237H37L38 239L35 238ZM62 235H63V236H62ZM71 235H72V237L75 236V237H73L74 239L71 237ZM26 236H27V237H26ZM42 236H44V237H43L44 239L42 238ZM52 236H53V237H52ZM57 236H58V237H57ZM66 236H65V237H66ZM31 237H32V239H31ZM56 237H57V238L60 237V238L58 239V240H60V241H61V238H62V241H63V242H62V241H61V242L58 241ZM45 238H47V239H45ZM52 238H53V241L51 240V242H49L50 239H52ZM55 238H56V239H55ZM63 238H64V240H63ZM71 238L73 239V241L71 240ZM28 239H31V241L28 240ZM69 239H70L72 242H71ZM78 239H79V237H78ZM39 240H40V241H39ZM45 240H46V242H44ZM66 240H67L68 242H67ZM34 241H36V242H34ZM42 241H43V243H41ZM69 241L71 242V244H72L73 246H71V244L69 243ZM79 241H81V239H79ZM47 242H48V244H47ZM58 242H60V244H58ZM64 242H65V243H64ZM91 242H92V241H91ZM30 243H31V245H30ZM51 243L54 244V245H51ZM259 243H262V242H259ZM32 244H34V245H32ZM38 244H39V245H38ZM49 244H50V245H49ZM67 244H68V245H67ZM36 245H37V247H35ZM44 245H45V246H44ZM46 245H47V248H45ZM55 245H58V246L55 247ZM74 245H76V246H74ZM82 245H83V246H82ZM84 245H85L86 247H88V248H89V247H90V248L92 247L93 252L90 253L92 250H91L90 248H89V249L86 248ZM2 246H3V245H2ZM32 246H34V247H32ZM38 246H39V248H38ZM48 246H49V247L52 246V250H53V251L51 250V248L48 249ZM59 246L62 248V250H63V247H64V249L66 248L65 250H66V252H67V250H68V253L64 252V250L61 252V248L59 249ZM4 247H5V246H4ZM4 247H3V248H4ZM53 247H54L55 249H54ZM67 247H68V249H67ZM73 247L76 248V249H74L75 252H77V248L79 247V249H78L79 252H77V255H76V253H74ZM82 247H83L84 249H83ZM40 248H42V249H40ZM44 248H45V250H44ZM80 248L82 249V251H81ZM85 248H86V250H85ZM101 248H102L103 250H102ZM58 249H59V250H58ZM70 249L73 250V253H74L76 256H74V254L71 253L72 251L70 252ZM87 249H88L90 252H89ZM105 249H106V250H105ZM4 250H5V251H4ZM42 250H43V251H42ZM97 250H102L101 253H100V255L97 254L98 257L96 256V253H99V252H97ZM3 251H4V252H7V250H6L5 248L3 249ZM41 251H42V252H41ZM45 251H47V252H45ZM51 251H52V253H51ZM58 251H59V253H58ZM83 251H84L85 253H86V251H87V253L85 254ZM103 251H104V252H103ZM105 251H108V252H105ZM0 252H1V251H0ZM48 252H50L49 255H48ZM60 252H61V253H60ZM80 252H81V254H80ZM102 252L105 253L106 256H103L102 258H100V257L102 256V254H103ZM112 252H113V253H112ZM114 252H115V253H114ZM53 253H54V254H53ZM62 253H64L65 256H63ZM83 253H84L85 255H87V254H88V255L90 254V255H89V257H88V255L85 256V255H83ZM93 253H94V254H93ZM0 254H1V253H0ZM50 254H51V257H50ZM58 254H59V255H62V256L64 257V259H56V258L53 257V256L58 255ZM69 254H70V255H69ZM71 254H73V255H71ZM111 254H112L113 256H112ZM116 254H117L118 257L116 256ZM78 255H83V256H78ZM91 255H92L94 258L92 257V259H91ZM94 255H95V256H94ZM103 255H104V254H103ZM114 255H115L117 258H119V259L121 258V259H120L121 262L119 261V259H118V261H116L117 259L115 260V256H114ZM122 255H123V256H122ZM84 256L87 258V260H85V257H84ZM107 256H108V257H107ZM109 256H111L110 258L112 259V261H110L111 259L108 260V259H109ZM43 257H42V259H43ZM45 257H46V258H45ZM70 257H69V259H70ZM76 257H78V259H76ZM81 257H82V258H81ZM83 257H84V258H83ZM95 257H96V258H95ZM105 257H106V259H105ZM112 257H113V258H112ZM72 258H73V259H72ZM80 258H81V259H80ZM103 258H104V259H103ZM107 258H108V259H107ZM44 259L41 260V262H44V263H42V264H49V261H45ZM67 259H68V258H67ZM89 259H90V260H89ZM101 259H102V260H101ZM113 259H114L116 262H115ZM53 260H54V261H53ZM55 260H57V261H55ZM62 260H63V261H62ZM71 260H70V262H71ZM88 260H89V261H88ZM91 260H92V261H91ZM60 261H61V262H60ZM68 261H69V260H68ZM73 261H72V262H73ZM94 261H93L91 264H93V263L99 264L97 261H96V262H94ZM109 261H110V262H109ZM139 261H141V260L139 259ZM143 261H144V259H143ZM143 261H142V262H143ZM171 261H172V260H171ZM171 261L169 260L168 264H171V263H172V264H179V261H176L177 263H174V262H175L174 260H173L172 262H171ZM45 262H47V263H45ZM58 262H59V263H58ZM70 262H68V264H69ZM78 262H80V261H78ZM78 262H77V264H78ZM101 262H102V263H101ZM106 262H107V263H106ZM87 263H85V264H87ZM143 263H145V261H144ZM143 263H141V264H143ZM146 263H147V262H146ZM148 263H149V262H148ZM131 264H140V263H137V262H136V263H135V262L132 263V262H131ZM149 264H152V262L149 263ZM153 264H156V263L153 262ZM157 264H161V263H160V262H157ZM162 264H167V263L162 262ZM180 264H184V263H180ZM198 264H201V263H198ZM250 264H264V255H263V257L257 258L256 260H254V261H253L252 263H250Z\"/></svg>",
    "mask_w": 264,
    "mask_h": 264
}]
</instances>
